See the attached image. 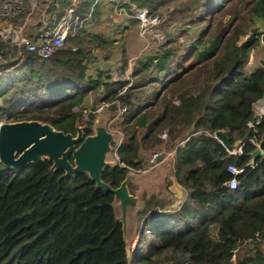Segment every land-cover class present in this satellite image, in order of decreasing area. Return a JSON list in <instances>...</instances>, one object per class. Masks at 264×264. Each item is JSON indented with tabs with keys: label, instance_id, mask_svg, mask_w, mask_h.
Instances as JSON below:
<instances>
[{
	"label": "trees",
	"instance_id": "1",
	"mask_svg": "<svg viewBox=\"0 0 264 264\" xmlns=\"http://www.w3.org/2000/svg\"><path fill=\"white\" fill-rule=\"evenodd\" d=\"M34 1L54 26L69 9L74 18H85L91 1L93 18L100 19L98 0ZM133 3L152 16L172 5L173 10L159 26L168 43L146 54L144 64L135 63L137 79L130 90L119 95L123 84L114 77L107 80L111 70L101 65L87 75L92 50L106 52L109 62L107 51L114 43L105 35H88L83 24L46 60L35 53L18 56L12 45L0 43V122L37 121L74 137L82 114L73 108H83L89 96L93 101L98 93L99 102L113 103L110 107L123 104V137L116 152L120 164L105 168L102 181L118 188L129 169L140 168L142 155L161 144L157 136L166 130L175 181L188 194V202L175 213L148 221L153 241L145 249L137 246L132 263L264 264V160L258 157L255 168L247 167L256 150L251 141L264 152V117L255 130L247 127L254 121L253 104L264 96V63L249 75L244 69L254 50H264V32L257 26L264 24V0ZM25 4L32 9L29 0ZM228 7L231 19L212 34L210 26L200 27ZM123 20L127 28L139 24ZM88 37L96 42L86 46L83 38ZM161 81L165 89L159 110L148 111L153 105L144 104L141 92ZM93 120L90 115L83 123L84 138L93 135ZM217 132L226 133L231 147L244 142L242 155L229 156L214 138ZM231 164L245 168L235 190L225 185ZM51 168L48 160L22 170L0 164V264H129L113 195L98 189L85 173L64 178L63 171Z\"/></svg>",
	"mask_w": 264,
	"mask_h": 264
},
{
	"label": "water",
	"instance_id": "2",
	"mask_svg": "<svg viewBox=\"0 0 264 264\" xmlns=\"http://www.w3.org/2000/svg\"><path fill=\"white\" fill-rule=\"evenodd\" d=\"M106 79L110 80L111 75H107ZM98 97L97 93L95 103ZM262 99L264 98L257 102ZM214 138L229 145L225 132L215 133ZM121 139L120 136L117 137L109 132L106 127H97L94 135L84 138L82 129L77 126L76 136L73 137L71 134L55 131L51 126L37 121L0 122V164L5 168L22 170L30 164H39L43 160H48L52 163V171H63L64 178L73 177L79 173L87 174L98 189L113 195L114 203H119L117 206L120 217L116 218L121 224L127 248L128 240L125 235L128 217L137 204V199L129 194L127 185L136 173L129 171L116 189L111 188L101 179L103 170L115 165L107 163L106 157L111 154V145L117 144ZM258 157L264 160V152L259 148L251 154L252 159ZM158 161L161 162L162 157Z\"/></svg>",
	"mask_w": 264,
	"mask_h": 264
},
{
	"label": "rangeland",
	"instance_id": "3",
	"mask_svg": "<svg viewBox=\"0 0 264 264\" xmlns=\"http://www.w3.org/2000/svg\"><path fill=\"white\" fill-rule=\"evenodd\" d=\"M246 2H250V0H246ZM241 7H243V5H241ZM228 9H229V7L226 8L225 10L219 12L218 14L214 15L212 18H208V20H206L204 23L200 24V27L206 28V27L210 26L212 28V31H211V34H212L215 27L219 23H221V22L227 23L231 19L227 15ZM172 10H173V5L169 6L167 8H163L161 11V14L159 16H161V18L164 21L166 19L167 13L171 12ZM25 15H26V13L20 14L17 18L14 19L13 22L21 25L19 23V21L22 20L25 17ZM22 25H23V23H22ZM119 25H120V28H118ZM119 25H114L113 27L108 26L106 29L103 28L102 30H100V31H103V35L106 33L104 37L111 39L113 41L112 43H114L113 48H111L110 51L109 50L107 51L110 53V56H109L110 60H109V62L104 60V57L107 55L106 52L94 49L92 52V55L87 59L88 68H89L87 75H92L95 66L98 67V65H101L102 69L105 70V68L106 69L108 68L109 70H111V72H110L111 77H113L112 74L114 73V70L116 68V63L120 60V58L122 60V63H124V60L127 58V55L129 56V54L131 52L134 53V55H136L137 58L135 60H132L131 62H128L127 60H125L126 61L125 65L126 66L130 65L131 72L133 75V70L135 69V66H136L135 63L137 61L144 64L146 62V57H144L146 54H149L151 52L156 53L160 49V47L164 46L166 44V42L168 43V39L167 40L165 39L164 45H158L155 41H153L152 36H147L145 39L141 38L139 36L138 26L132 27V29L128 32V34L126 36H120L121 33L119 31L121 30L123 25H121V24H119ZM257 26H258L260 32H264V24L263 23L258 24ZM22 27H24V34L29 38H31V36L33 34H35V32H36L35 30L28 32V28L25 25ZM110 30H114L115 32L113 33ZM158 30L162 33L160 28ZM96 34H101V33H96ZM248 35H250V34L242 36L240 38L238 44H241L242 42H244L248 38ZM83 42L86 46H89V45H93L96 41L94 42L93 37L92 38L88 37V38H83ZM180 43L182 45H184V43H185V39L181 36L179 37V44ZM65 45H67V44H65ZM147 45H148V47H147ZM111 50H113V51L111 52ZM261 50H260V48H257L256 50H254L250 54L249 59H248L247 63L245 64V69H246L247 74L250 73L251 71H253V69H255V67H257V66L259 67L260 63H262L261 59H264V55L262 53L263 50H262V52H261ZM122 52H124V59L122 58ZM256 53H260V57L256 60V63H255L254 58H256V56H255ZM136 79L137 78H134L133 82L136 83ZM163 81L165 82L164 79H163ZM163 81H161L160 83L150 85L149 87L142 90V92H141L142 94H141L140 98L143 100V102H145L144 104L149 105V103H151L153 105L148 111L156 112L159 110V106L161 104V99H162L161 97L163 96L162 91L165 89L164 87L162 88V84L164 83ZM154 93H155V95H154ZM152 97H155V99H152ZM95 99H96V97H95ZM95 99H94V97H93V101H92V97H91V100L86 99V101L84 102V107H85L84 111H86L87 113L79 112L80 114H82V117H81L80 121L76 122V126L79 129H82L83 123L87 122L89 120L90 115H93V118H94V120L92 122L93 135L95 134V129L97 127H106L107 128L109 125L111 130L115 132L114 135L119 137L120 136L119 133L122 134V129H121L122 119H121V117H117V115H116V113H117L116 106L105 108L102 112L96 113L95 111L102 105V103L99 102L100 101L99 98H98L97 103H95ZM146 101H148V102H146ZM175 103H178V101L176 100ZM122 106H123V104H122ZM2 122H4V121L2 120ZM76 126H75V128H76ZM162 133H166L165 139H162L160 137V135ZM157 137L161 141V144L159 146L155 147V149L149 151V153H150L149 157L148 156L145 157V160L147 161L146 166L148 167L149 158L153 153H162V160H165V162H164V165L158 167V170L162 169L161 172H157L154 169H152L149 173L147 172V175L150 176V177H148L150 180L148 183L145 184V186L148 187V189L149 188H151V189L149 191L145 192L146 193L145 197L147 198L151 192L154 193L156 196L158 195L160 197H166V198L169 197V199L166 201L168 204L167 209H170V210L171 209H177V208L180 209L184 204L187 203V198H186V194L183 192L184 190L182 191L178 187H176L177 191L173 190V189L172 190L168 189V187L172 183L174 184V177H173L174 175H173V167H172V162H171L172 159L170 158L173 154V151L166 149L167 139H168L167 131L166 130L161 131ZM106 162L109 163L110 165H112V163H113L112 154L107 155ZM163 169H166V170H163ZM130 190L133 191V195H137V197H139V198L141 197V193L138 191V189L136 187L131 186ZM166 192L170 193V195L165 194ZM141 200L144 201L146 199L141 198ZM147 201L145 203L143 202V204L139 207V209H142L143 206H145L147 204ZM118 204L119 203H117V202L114 203L115 215L117 218L120 217V211L118 210V206H117ZM151 204H153L155 206L154 202ZM139 218H140V215L138 216V222L140 221ZM139 227H140V223H138V225H137V228H139ZM138 230H140V229H138ZM170 231H171V229H170ZM148 232L149 231L145 230L142 233V237L141 236L139 238L137 237L138 239H142L143 242L147 245V247L151 243V240L149 239V236L147 234ZM139 233H140V231H139ZM137 235H138V232H137ZM125 237L129 242L130 237H129L128 232H126ZM134 245H135V243L133 242L132 246H134ZM128 257H129V261H128L129 264H133L132 263L133 262L132 261V255L131 256L128 255ZM160 264H173V262L163 260V262L161 261Z\"/></svg>",
	"mask_w": 264,
	"mask_h": 264
},
{
	"label": "built area",
	"instance_id": "4",
	"mask_svg": "<svg viewBox=\"0 0 264 264\" xmlns=\"http://www.w3.org/2000/svg\"><path fill=\"white\" fill-rule=\"evenodd\" d=\"M109 3L113 5V13L119 17H126L135 19L138 21L139 36L141 38H146L147 36H152L153 41L158 45L165 44V37L158 30L159 26L163 22L160 16H152L148 13L146 9H139L133 0H108ZM30 6L34 7V2H29ZM26 4L25 0H0V43H6L12 45L16 51L17 55L20 56L22 53H35L40 59L46 60L53 56L56 52L60 51L70 38H73L77 31L82 26L83 22L79 18H74L72 16L73 10L69 9L68 14L61 18V20L53 27L51 31L43 35H38L35 38L30 39L24 34L23 27L18 23H14V19L17 18L24 10ZM148 47V45H147ZM114 79L123 84V88L119 92V95L124 94L133 87V75L131 72L130 65L128 66H118L113 73ZM264 98V96H263ZM176 101V100H175ZM175 103V102H174ZM113 103H102V105L95 111L96 113L102 112L105 108H109ZM178 104V103H175ZM253 122L247 124L248 128L253 130L259 125L260 120L264 117V99L253 104ZM74 113H87L84 108L75 107L73 108ZM126 112V108L120 104L117 105V117H122ZM107 130L111 133L114 131L107 127ZM122 138V134H120ZM162 139L166 138V133L160 135ZM122 140V139H121ZM256 149L260 146L251 141ZM121 141L117 144L111 145V154L113 156V163L119 165L120 161L116 155V152L120 146ZM220 144L224 147L226 153L229 156L240 157L242 155L244 142H235L233 146L225 145L223 142ZM162 157V153H153L148 161V167L143 171H134L129 169L134 173H147L150 172L154 167L159 165V158ZM248 168H255L256 164L254 159H251ZM245 171V168H239L235 165H229L227 167V173L230 179L225 183L227 187L231 190H235L238 187L237 177ZM251 240H247L245 244H250ZM236 251L233 252L232 262L235 261ZM185 264H192L187 262Z\"/></svg>",
	"mask_w": 264,
	"mask_h": 264
},
{
	"label": "crops",
	"instance_id": "5",
	"mask_svg": "<svg viewBox=\"0 0 264 264\" xmlns=\"http://www.w3.org/2000/svg\"><path fill=\"white\" fill-rule=\"evenodd\" d=\"M32 1L35 4L34 0H29V2ZM77 1V0H74ZM45 2H47V0H45ZM91 4V5H90ZM91 9L89 11V13L87 14V16L85 18L82 19L83 25L86 27L87 29V34L88 35H103V28L106 29L108 26H114V25H124L127 23V20H123L122 17H118V15L114 14L112 11V5L111 3L108 2V0H98V8L101 11L100 14V19L98 20L97 18H93V1H91L89 3ZM32 7V6H31ZM28 11V12H27ZM22 13H26L25 17L22 19V23H20L22 26H26L28 28V32H31L33 30H35V34H33L31 36L30 39L37 37L38 35H43L45 33H48L49 31H51L54 27L53 24L50 23L49 20H47V18H45L44 15H40V10L38 7H36V5L34 7H32V9H29L27 7V5L25 6L24 10L22 11ZM21 13V14H22ZM116 19H115V18ZM51 24V25H50ZM120 28V25L118 26ZM132 29V27H126L125 25L121 28V30L119 31L121 33L120 36H126L128 34V32ZM24 30V27H23ZM99 32H98V31ZM113 33L115 32L114 30H110ZM109 31V32H110ZM96 33H101V34H96ZM108 33V32H107ZM106 34V33H105ZM104 34V35H105ZM116 44V43H115ZM262 48H260L261 50ZM263 50V49H262ZM261 50V52H262ZM113 50H111L112 52ZM93 52V50H92ZM257 52V51H256ZM263 55H264V50H263ZM112 54V53H111ZM256 58H254V62L256 63V60L260 57V53H256ZM137 57L136 55H134V53H130L129 56L127 55L126 60L128 62H131L132 60H135ZM261 62L259 67L264 63V59H261ZM122 60L120 58V60L116 63V68L118 66H122ZM108 66V65H107ZM126 66V65H123ZM258 66L255 67L254 70H256L257 68H259ZM115 68V69H116ZM245 69V68H244ZM246 71V69H245ZM253 71H251L250 73H246L247 75L251 74ZM108 75H111L108 74ZM113 76V74H112ZM97 95V94H96ZM87 99L91 100V97L89 96ZM97 103V102H96ZM83 108L85 109V107L83 106ZM150 153L148 152L146 155H142V163L140 168L134 170V171H143L147 166V161L145 160V157L148 156L149 157ZM165 160H162L161 162H159V165H157L156 167H154L153 169L157 172H161L162 169L158 170V167L164 165ZM145 166V167H144ZM166 170V169H163ZM130 171V170H129ZM129 173V172H128ZM149 173V172H148ZM136 176H134V178L129 182V184L127 185V189L128 192L131 196L135 197L137 199V204L136 207L133 211V213L128 217V222H127V232L129 233V237H130V241L128 242V246H127V256L128 255H132L133 251L137 248L138 245H140L142 248H146L147 245L143 242L142 239H138L140 236L142 237V233L143 231L147 230L149 231V226H148V221L153 222V219L156 216H162L159 218H165L166 216L175 213V211H177V209H167V200L169 199V197H160V196H156L154 193H150L148 195V197L146 198L145 195L147 191H149L151 188L148 189V187L145 186L146 183L149 182V175H147V173H139V174H135ZM174 177V176H173ZM170 180V179H169ZM171 181V180H170ZM131 186L136 187L138 189V191L141 193V197H137V195H133V191H131ZM180 188L182 191L184 190L181 186H179L174 178V184L172 183L168 189H173L177 191V188ZM186 194V198H187V202H188V194L183 191ZM165 194L170 195V193L166 192ZM141 198H145L146 200L142 201ZM148 200V201H147ZM147 201V204L145 206H143L142 209H139V207L143 204V202L145 203ZM155 204V206L151 203ZM140 215L139 218V222H138V216ZM140 223V227L137 228L138 223ZM164 228L169 230V228H171V226L169 225V223H165ZM140 229V230H138ZM140 231V233H139ZM138 232V235H137ZM149 239L151 240V242L153 241V236L151 235V232L149 231L148 233ZM137 235V236H136ZM138 237V238H137ZM144 237V236H143ZM135 243L134 246H132V243Z\"/></svg>",
	"mask_w": 264,
	"mask_h": 264
}]
</instances>
